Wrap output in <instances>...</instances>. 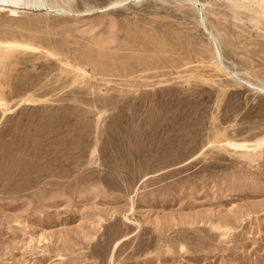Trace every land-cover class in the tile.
<instances>
[{"label": "rangeland", "instance_id": "374dc122", "mask_svg": "<svg viewBox=\"0 0 264 264\" xmlns=\"http://www.w3.org/2000/svg\"><path fill=\"white\" fill-rule=\"evenodd\" d=\"M2 1L0 264H264V0Z\"/></svg>", "mask_w": 264, "mask_h": 264}, {"label": "bare ground", "instance_id": "6f19581e", "mask_svg": "<svg viewBox=\"0 0 264 264\" xmlns=\"http://www.w3.org/2000/svg\"><path fill=\"white\" fill-rule=\"evenodd\" d=\"M2 1V0H1ZM4 1V0H3ZM2 1V2H3ZM34 1V0H33ZM236 1V0H235ZM245 1V0H244ZM8 2V1H7ZM6 1H4V3H7ZM18 2V1H17ZM17 2H16V4H17ZM117 3V2H116ZM116 3H113V4H111V5H109L108 7H105V8H103V9H95V10H91V11H88V13L87 14H94V13H98V12H101V11H104V10H108V9H110V8H112L114 5H118V4H116ZM119 3V2H118ZM234 3V2H233ZM251 3V2H250ZM253 3V2H252ZM121 4V3H120ZM235 4V3H234ZM239 4V3H238ZM237 4V5H238ZM245 4V3H244ZM34 5L35 6H38V7H47L48 5H47V2H46V0H35L34 1ZM249 6V5H248ZM252 6V5H251ZM242 7V6H241ZM246 7V6H245ZM250 7V6H249ZM253 7H256V6H253ZM53 9V11L54 12H56V13H70V11L69 10H67L66 8H64V7H61V6H59V5H57V6H55V7H52ZM250 9V8H249ZM248 9V10H249ZM245 10V9H244ZM251 12H252V10H250ZM13 16L14 15H17V13L15 12V10L13 11ZM250 14V13H249ZM256 14V13H255ZM258 15V14H257ZM257 89H259L260 91H262L263 93H264V88H260V87H257Z\"/></svg>", "mask_w": 264, "mask_h": 264}]
</instances>
